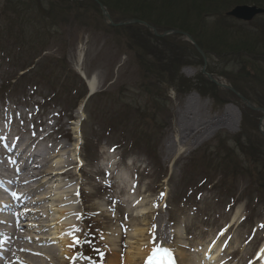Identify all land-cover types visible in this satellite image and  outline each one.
<instances>
[{
  "label": "rangeland",
  "instance_id": "obj_1",
  "mask_svg": "<svg viewBox=\"0 0 264 264\" xmlns=\"http://www.w3.org/2000/svg\"><path fill=\"white\" fill-rule=\"evenodd\" d=\"M51 3H55L57 8L54 14L46 17L45 25L31 20L28 25L20 24L24 29L21 30L19 23L22 19L18 12L22 7L18 1L0 0V129L16 133L15 139L20 141L31 136L41 138L48 133L34 152L27 150V153L33 152L44 158L50 157L59 143L68 147L62 152L64 156L60 165L66 166L67 176L44 184H41L43 180L30 183L25 191L38 184L45 187L26 194V198H39L52 185L59 191L68 186L71 194L79 192L75 210L82 214V218L77 219L75 215L74 223L82 230L77 234L81 243L72 253L69 252L71 248L61 252L63 247L58 243L52 242L50 247L57 251L63 262L64 253L68 264H109L110 249L120 251V264H127L125 257L129 242H134L131 244L134 247L142 242L144 249H170L168 253L175 257L176 264L177 261L178 264H188L189 260L182 261L177 250V245L186 242L192 249L194 263L208 264L194 251L198 241L203 242L199 246L203 247L213 237L219 239L217 241L225 249L222 261L226 260L222 264H257L252 260L264 239V171L250 161L246 164L247 159L235 149L234 142L241 131L253 141L260 140L257 127L256 131L253 128V122H258L259 115L249 111L234 94L224 91V102L217 104L211 96H201L194 90L178 94L174 89H161V99L153 97L155 104H152L150 97L153 94L146 93L145 74H141L130 50L136 47L132 33L125 28L128 26L108 27L101 12L93 7L76 9L65 0H52ZM42 5L45 4L42 2ZM237 5L255 6L250 0ZM180 6L177 5L178 17H170L167 12L164 14L162 10L165 9L159 6L155 7L158 10L155 17L177 23L181 19ZM115 17L120 18V15ZM191 19H197V15ZM227 23L218 18L208 22L201 20L199 24L193 22V25H199L210 35L213 28L221 30ZM249 23L240 24L242 33L235 30L232 34L227 33L229 42L237 43L239 36L244 34L240 37L242 40L255 42L254 46L247 45L249 53L260 55L264 49V14ZM33 28L36 30L32 31ZM166 38L174 39L165 45L160 44V47L164 49L165 56L172 59L171 53L178 47L182 48L186 41L173 35ZM249 53L231 61L228 57L219 65L215 60H207V67L221 82L243 97L264 103V62L255 64ZM244 66L254 74L248 75ZM201 67L178 65V73L188 82H198ZM26 68H30L27 73ZM78 71L82 75L79 76ZM22 72L25 73L21 75ZM92 78L97 92L87 99L85 81ZM200 88L207 90L203 85ZM98 94H101L99 99ZM193 94L196 97H192ZM190 97L192 101L188 103ZM218 99L222 100V97L219 95ZM99 105L102 109L96 111ZM137 106L142 110L138 112ZM154 106L155 109H151ZM186 108L189 113L183 125L191 126V132L185 131L182 125L181 115ZM151 114L154 121L148 118ZM192 114L195 121L190 123ZM140 117L146 118L144 123H139ZM221 118H227L229 125L208 132L203 138L195 141L190 138L191 141L184 142L189 134H195L192 128L201 131L205 125ZM0 137L5 141L8 139L1 133ZM11 141L10 144L14 142L13 139ZM2 142L0 139V160L6 165L12 149L5 148ZM74 144L78 150L72 152L74 159L71 161L69 154ZM256 147V155L261 159L263 142ZM126 160H129L127 165ZM52 161L42 167L41 172H36L44 175ZM37 164H42L40 158ZM141 165L145 168L141 169ZM0 169L5 171L4 176L8 175L4 165ZM127 193L131 194L135 204L138 203L131 213H128L131 206L127 202L116 199L119 197L124 201ZM46 204L40 205L44 211ZM19 207L20 211L15 213L17 217L32 209ZM141 210L148 212L144 220L139 215ZM235 215L238 225H232L223 237L222 231L225 232ZM129 222L130 226L121 231L119 225ZM5 228L0 224V230ZM151 228L158 229L163 239L151 242L147 235ZM21 229L22 236L29 234L25 228ZM139 229L145 231L144 238L135 233ZM134 233L136 238L131 239ZM31 234H35L34 231ZM38 237L39 234L34 238ZM108 239L115 244L107 246L105 242ZM21 243L30 249H45L36 243L23 240ZM71 257L78 258L72 260L69 259ZM22 259L24 264H59L55 260L31 255ZM143 263V259H139L132 264Z\"/></svg>",
  "mask_w": 264,
  "mask_h": 264
},
{
  "label": "trees",
  "instance_id": "obj_2",
  "mask_svg": "<svg viewBox=\"0 0 264 264\" xmlns=\"http://www.w3.org/2000/svg\"><path fill=\"white\" fill-rule=\"evenodd\" d=\"M18 5L21 6V10L18 12L20 15L19 18L22 19L20 24L26 23V25L30 24L31 20L36 21L39 24L45 25L46 17H49L51 14H54V10H56L57 5L55 3H51L52 0H17ZM69 2L73 8L79 9L84 6V8H94L96 11L100 13L99 6L92 0H82L79 2H75L72 0H65ZM109 13L111 20L114 23L127 21L131 19H137L147 23L150 26H153L158 32L165 31H180L188 34L195 44L203 51L207 60H215L217 61V65L222 62L227 61L228 57L230 61L235 60L236 57L242 55L243 53H249L247 49V45L254 46L255 42L249 39L240 38L243 35H240L237 43L232 44L229 42L228 34H232L235 30L236 33H242V27L240 24H245L239 21H236L232 18L226 16V12L231 10L236 4L247 3L248 0H97ZM42 2L46 5L43 6ZM47 2V3H46ZM250 3L264 8L263 0H250ZM177 5H184V7L180 6L182 12L180 14V21L177 23L169 22L165 19H161L155 17L156 10L155 7H160L165 9L162 10L164 14H169L170 17H178ZM186 6V7H185ZM72 8L71 6H68ZM167 12V13H166ZM120 15V18H116L115 15ZM197 15V19H191V17H195ZM162 17V16H160ZM220 19L223 22H228L227 25L221 30H212L210 35H207V32L200 29L199 25H193V22L196 24L201 23V20L209 21L210 19ZM250 24V23H247ZM25 28V27H24ZM128 31L132 33L135 41L133 45L136 47L130 50L134 53L136 58L135 64L139 68L142 75L145 74L147 88L146 93H152L150 98H152L154 103V98H159V91L161 89H174V91L178 94L187 93L189 91H195L201 96H211L212 99L217 104L223 103V98L226 96L222 91L216 88L213 84L207 82L202 78L201 74H198V82L192 83V81L188 82L183 76L179 75L178 65H186L193 67H201L202 60L200 56L196 53L195 48L189 44L188 42L183 43V47H178L175 52L171 53L173 55L172 59H168L165 56L164 49L160 47V44H166L168 40H172L174 38H164L156 40L154 39L148 30L140 25H129L125 27ZM24 30L23 28H20ZM26 29V28H25ZM108 29V28H107ZM28 30V29H26ZM36 30L35 28L32 29ZM38 34V33H37ZM246 34V33H245ZM152 39V40H149ZM129 48V47H128ZM21 47L19 46V52L21 53ZM2 51V50H1ZM253 57V62L260 63L264 62V49L260 55H255L253 52L248 54ZM163 64V65H162ZM245 72L250 75L253 73L251 69H247L244 66ZM206 71L208 73L213 74L214 71L207 67ZM254 74V73H253ZM47 75V74H45ZM219 75V74H218ZM49 78V76H45ZM167 81V82H166ZM201 85L205 86L207 90L201 89ZM222 97V100L218 99V96ZM101 97V94H98V99ZM118 99V98H117ZM253 103L264 109V103L256 102L251 100ZM95 102V101H94ZM115 102L114 100L112 101ZM116 105V103H115ZM96 106V105H95ZM111 107L110 109H113ZM96 111L101 110L102 106L99 105L98 108H95ZM138 112L142 109L140 106H137ZM151 109H155V106ZM118 114V113H116ZM148 118L154 121V115L151 114V117ZM145 117L139 118V123H144ZM248 121V116L246 118L245 123ZM111 122V120H110ZM111 127H116L112 123H109ZM257 123L253 122V128L256 131ZM257 132V131H256ZM260 140L258 142L253 141L250 136L242 131L238 134L234 144L236 145V150L241 151L243 156L247 159L246 164L250 161L254 165H258L261 167L262 171H264V153H260L263 155L261 159H258L255 148L258 143L261 141L264 144V139L258 133ZM243 142V143H242ZM247 154V155H246ZM260 162L263 165H260Z\"/></svg>",
  "mask_w": 264,
  "mask_h": 264
},
{
  "label": "bare ground",
  "instance_id": "obj_3",
  "mask_svg": "<svg viewBox=\"0 0 264 264\" xmlns=\"http://www.w3.org/2000/svg\"><path fill=\"white\" fill-rule=\"evenodd\" d=\"M87 84H88V91L90 92V94H94L97 92V87L95 84V79H87ZM192 97H196L195 94L192 95ZM192 98L190 97L188 99V103H191ZM189 113V109H185V111L182 113L181 117H182V125L185 124L184 121H186V115ZM240 120V116L238 113V118L237 121L239 122ZM195 121V116L192 114L191 118H190V123ZM189 123V124H190ZM229 125L228 124V119L227 118H221L218 121L215 122H210L209 124L205 125L204 128H202L201 131H198L197 128H192L194 129V131L192 130V133H195L194 135L191 136V134H189L186 138H184V142L186 141H195L196 139H200L203 138V136H205L208 132H214L220 128H223L224 126ZM184 126V130L185 131H190L191 126H187V125H183ZM1 132V131H0ZM51 132V131H49ZM9 133V132H8ZM16 135V134H13ZM49 134L47 133L46 136H42L40 140L45 139ZM191 138V139H190ZM4 141V139H1V142ZM37 138L31 136V138L24 140V142H26V146L22 147L20 149L21 153L18 154L17 156H14L11 158H6V165L4 164V167L7 169L8 173L15 175V181L16 183H12L15 186V189H17L15 191V193L17 194V196L19 197L14 198L11 196H6L1 188H3L4 183L6 181H8V178H4V177H0V221H3V217L4 214H13V217L9 218L11 219L10 224H11V229L9 231L8 234V239H6L7 241L5 242V245L0 249V264H24L23 261V256H35V258L38 257H45L47 260L49 261H54L55 262H59V264H68L69 261H65L66 260V256L63 253V256L65 257L64 262L60 259L59 254L57 253V251L53 248L50 247V244H52V242L54 243H58L60 247H63V249L61 250V252L65 251V249H69L70 247H68L69 244H71L72 241V237L71 235H68V233L74 232L75 228H77L76 224L74 223V217L75 214L78 213V211L76 212V210L74 209V203L71 201L74 194H71V188L69 189L68 186L62 188L63 190H67L66 192L61 190L59 191V189H57L56 186H51L50 188L47 187L46 191H44V193H42V195L39 198L34 199L30 205H28L29 207H31L32 209L27 210L26 213H24L23 215L18 216L17 218L15 217V213L16 211L19 212L21 207L19 206H23V208H25L27 205L25 204L26 201V197H23L24 194H18V188H28L30 183L34 182V181H40L43 180L41 182V184H44V182L48 183V182H52V181H56L58 179H61L62 177L67 176V174L69 173L68 170L65 169L66 166H60L62 164L63 161V157L64 154L62 152H64L65 148H68L66 145L64 144H57L56 146H58V148L52 150V154L50 157H42L41 155H37L36 159L40 158V162L42 164L36 165V167L34 168H30L31 164H32V159H30L32 156L34 157V155L29 154L28 156L24 157L22 159L21 154H25L27 153V150L29 151H33L35 150V147L37 145H39V142H36ZM3 143V142H2ZM18 143H20V140H16L12 145L14 147L18 146ZM5 145H9L8 142L3 143ZM22 144V143H21ZM8 147H11L8 146ZM74 148L70 151L71 152L69 154V159L72 161V159H74L72 157V152H74L76 150H78V147L76 144H74L73 146ZM19 151V152H20ZM182 149L179 150V152H181ZM59 153V154H57ZM57 154V155H54ZM3 157L5 158V156L3 155ZM52 158V159H51ZM53 160V161H52ZM2 161V160H1ZM12 161L14 163H19L20 165L18 167V169L14 168ZM31 161V162H30ZM52 161V164L48 166V169L45 171L44 175L40 176L41 173H37L41 172V168L47 166L49 164V162ZM70 161V165H72ZM0 165H3V162H0ZM72 170V169H71ZM26 177L27 179L24 180ZM40 178V179H39ZM38 179V180H37ZM126 179V178H125ZM45 187V185H40L38 184L36 187H31V190L27 193L29 194L30 192H34L39 188H43ZM132 189V188H130ZM127 197H129L128 193L126 195ZM130 198V197H129ZM46 202L47 204L45 205L46 210L44 211L43 208L40 207V205L42 203ZM138 204V203H136ZM6 206V208H4ZM138 205H134L131 206L130 208H128V213H131L133 211H135L134 209L137 208ZM8 207V208H7ZM9 210V211H8ZM156 210H154L155 212ZM148 212H146V210H141L140 212V218H142L143 220L146 218V214ZM130 216V214H129ZM29 218V219H27ZM132 218V217H131ZM22 219H24L22 223V225H19V222H22ZM29 221V222H28ZM238 217L237 215H235L233 217V219L231 220L230 224L226 226L225 228V234L224 236L227 234L228 230L230 231L232 225H234L235 223H237ZM2 224H5V222H1ZM130 223H124L119 225L120 230L122 231V228L126 227V226H130ZM238 225V223L236 224V226ZM21 228H25L26 231L29 232V234L27 235H21V232L23 231ZM158 228V225L157 227ZM34 231L35 234H31ZM44 232V234L42 233ZM39 237L36 239L34 237H37L38 234ZM47 233V236L46 234ZM64 234L63 236L61 234ZM135 233L140 237V238H144L145 235V231L144 230H135ZM135 233L133 235H131V239H135L136 236ZM78 234V233H77ZM148 235V238L150 239L151 242H155L157 243L158 241H160L161 239H163V234L160 233V231L158 229H150V232ZM153 235L155 236V241H153ZM223 236V237H224ZM3 237V229L0 230V238ZM110 237H114V236H110ZM122 238V236H121ZM177 238V237H176ZM180 239H182V237H179ZM178 238V239H179ZM159 239V240H158ZM24 242H30V243H36L38 245H43L45 247V249L43 248H36V249H30L25 247V245H22L21 241ZM158 240V241H157ZM219 240V239H217ZM215 240L213 237L210 238V241L206 244L205 246L199 247L201 243H203L202 241H198L196 244V250L194 251L198 256H201L203 259L204 257H206V261L208 264H222L223 260L222 259L225 257L224 253V248H222V246H220L219 242ZM141 241V240H139ZM157 241V242H156ZM119 243V242H118ZM134 242L130 241L129 242V247L127 249V256L125 257L126 263L127 264H132L135 260H139V259H143L144 262H148L150 260H148L151 257L152 251H154L153 248L148 247V249H144L143 248V244L142 242H140L138 244L137 247L132 246L131 244H133ZM183 243V244H182ZM179 245H177V250H178V256L181 257V260H189L188 264H197L194 263V258L191 256L192 255V249L189 245L186 244V242H182ZM105 244L107 246H110L111 244H115L111 239H108L107 242H105ZM74 248H71L69 250L70 253H72L74 251ZM22 249H27L30 251H23ZM223 250V251H222ZM167 251V250H166ZM111 252V260H109V264H120V261L118 259V255L120 253V251H116L115 249H110ZM201 252V253H200ZM32 253H42V255H33ZM167 254L170 256V254L167 252ZM49 257V258H48ZM256 257H259L260 259H264V241L262 242L261 245H259V247L257 248L256 251ZM128 258V259H127ZM258 258V259H259ZM63 259V258H62ZM165 259L166 261H168V258L166 257V253L163 252L162 253V258L159 262H157V264H165ZM148 260V261H147ZM258 261V260H255ZM150 263H156V262H151ZM82 264V263H80ZM178 264V261H177Z\"/></svg>",
  "mask_w": 264,
  "mask_h": 264
},
{
  "label": "water",
  "instance_id": "obj_4",
  "mask_svg": "<svg viewBox=\"0 0 264 264\" xmlns=\"http://www.w3.org/2000/svg\"><path fill=\"white\" fill-rule=\"evenodd\" d=\"M94 1H96V0H94ZM96 2H97V1H96ZM98 4H99V3H98ZM99 6H100V8H101V10H102L103 19H104V20H108V21H109V26H111V27H120V26L127 25V24H140V25L145 26L146 28L151 29V30H152V33H153V35H154L155 37L163 38V37L169 35V33H167V32H164V33H162V34H159V33H157V31H156L155 29L148 27L147 24H145V23H143V22H140V21H138V20H131V21H127V22H121V23H118V24H114V23L110 22V20H109V15H108V13L104 10V8H103L100 4H99ZM261 14H264V9H260V8L254 7V6H252V7H251V6H237V7H235L234 9H232L231 11H229V12L227 13V16L232 17V18H234V19H236V20L243 21V22H249V21H251L255 16H257V15H261ZM172 33H173V34H177V35L185 36V38H186L189 42H191V43L194 45L192 39H191L190 36H188L187 34H182L181 32H178V31H174V32H172ZM194 46H195V45H194ZM195 48H196V50L199 52V54L201 55L202 60L204 61V66H203V69H202V74H203V76H205L206 79H207L208 81H210L211 83H213L214 85H216L218 88L226 89V90H230V91H232L235 95L238 96L237 92H235L233 89H231V88L228 87V86H225V85H223V84L218 83V81H217L216 79H214L213 76H211V75H209V74H207V73L205 72V66H206V59H205V56H204V54H203V53H202V52H201L196 46H195ZM244 102H246V101H244ZM246 103H247L248 107L251 108L252 110L257 111V112H261V113H262V118H261V120H260V124H262V121H263V119H264V111H263L262 109H259V108L251 107V106L249 105L248 102H246Z\"/></svg>",
  "mask_w": 264,
  "mask_h": 264
},
{
  "label": "snow or ice",
  "instance_id": "obj_5",
  "mask_svg": "<svg viewBox=\"0 0 264 264\" xmlns=\"http://www.w3.org/2000/svg\"><path fill=\"white\" fill-rule=\"evenodd\" d=\"M21 123H23V121H21ZM0 139H3V137H0ZM77 195H79V192H77ZM161 195H163V193ZM12 196L14 198H17V199L19 198L16 193H12ZM75 215L77 216V219L82 218V214L77 213ZM0 222H3V221H0ZM81 231L82 230L80 228H75L74 232L68 233V235H71L72 241H73L71 244L68 245V247L73 248V247H76L77 245H79L81 243L80 237L77 235V233H80ZM61 235L63 236L64 234L62 233ZM153 241H155V236L154 235H153ZM85 243H89L90 244L91 241H85ZM22 250L23 251H30V250H27V249H22ZM96 251H97L98 254H100L98 249H96ZM167 251L171 252L170 249L167 250ZM32 254L33 255H38V256L42 255V253H32ZM100 255H102V254H100ZM77 258L78 257H71L69 259L75 260ZM87 259H91V257H87ZM172 259H173V264H175V257L173 256Z\"/></svg>",
  "mask_w": 264,
  "mask_h": 264
}]
</instances>
